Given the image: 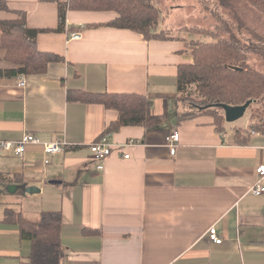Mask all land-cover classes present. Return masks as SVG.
<instances>
[{
  "label": "crops",
  "instance_id": "1",
  "mask_svg": "<svg viewBox=\"0 0 264 264\" xmlns=\"http://www.w3.org/2000/svg\"><path fill=\"white\" fill-rule=\"evenodd\" d=\"M6 1L10 10H0V19L23 11L30 28L59 25L57 0ZM117 17L115 11L69 10L64 32L37 37L40 50L64 62L43 74L0 77V138L30 133L41 142H69L50 156L42 145L30 144L23 156L0 147V176L25 177L23 183L0 181V264H22L31 252L19 228L4 223L7 207L35 222L43 211H62V264H264V194L252 192L256 167L264 163V135L252 131L250 142L240 144L235 129L250 122L231 127L226 120L218 132L209 115L179 121L178 70L193 62V46L178 33L146 40L130 29L87 27ZM72 27H85L80 38H70ZM5 56L0 49L3 70L13 67ZM22 77L25 87L18 85ZM69 90L144 94L153 114L166 120L157 128L123 126L106 134L114 151L100 169L90 144L119 112L69 100ZM173 131L181 136L175 154L167 144ZM128 141L135 144L120 148ZM25 186L40 191L27 193ZM212 226L222 243L210 239Z\"/></svg>",
  "mask_w": 264,
  "mask_h": 264
},
{
  "label": "trees",
  "instance_id": "2",
  "mask_svg": "<svg viewBox=\"0 0 264 264\" xmlns=\"http://www.w3.org/2000/svg\"><path fill=\"white\" fill-rule=\"evenodd\" d=\"M59 25L56 29H37L27 26L26 13H17L16 18L0 19V49L6 51L5 60L10 69H0V77L19 78L20 75L43 74L54 62H64L59 54L42 51L37 46L41 32H64L69 10L115 11L118 17L111 22L87 25L130 29L143 34L146 40L167 39L166 29L160 30V9L153 0H57ZM264 13V0H249ZM0 10L9 11L6 0H0ZM81 31L85 27H72ZM170 30V29H168ZM182 30H190L185 27ZM197 34L212 37L213 41H194L193 62L181 64L178 70L177 100L185 102L187 110L180 112L179 121L195 115H209L214 119L218 132H224L226 116L223 104L238 106L252 100L251 106L262 104L264 109V72L250 67L248 58L252 50L240 40H231L209 29H191ZM193 88V89H192ZM69 100L98 103L119 112L117 121L111 123L105 134L113 133L123 126H144L147 129L160 127L166 116L154 115L153 101L144 94L93 93L69 90ZM252 108V107H251ZM178 116V115H177ZM252 131L264 135V111L260 110L249 123L248 129L235 130V141L247 144ZM0 181L24 182L23 176H0ZM4 223L16 225L22 240L31 244V252L22 264H62L66 249L62 240L63 215L61 210L43 211L39 221H32L22 212L11 207L5 210ZM85 234H97L99 230L85 229Z\"/></svg>",
  "mask_w": 264,
  "mask_h": 264
},
{
  "label": "rangeland",
  "instance_id": "3",
  "mask_svg": "<svg viewBox=\"0 0 264 264\" xmlns=\"http://www.w3.org/2000/svg\"><path fill=\"white\" fill-rule=\"evenodd\" d=\"M153 2L161 12L160 32L166 29L164 31L167 36L178 33V36L191 46L197 40L213 41L209 35L197 34L191 29H209L231 40H240L252 49L247 64L264 72V13L254 7L249 0H153ZM185 27L190 30H182ZM176 101L185 112L186 103ZM261 105L251 106L252 108L247 109L241 118L227 123L231 127L249 123L258 111H264Z\"/></svg>",
  "mask_w": 264,
  "mask_h": 264
},
{
  "label": "built area",
  "instance_id": "4",
  "mask_svg": "<svg viewBox=\"0 0 264 264\" xmlns=\"http://www.w3.org/2000/svg\"><path fill=\"white\" fill-rule=\"evenodd\" d=\"M81 31H74L70 34V38L78 39L81 37ZM19 86L25 87L27 85V81L24 77L19 81ZM180 133L179 131H173L167 137V144L170 148L171 154H175L177 145L180 141ZM30 144L35 145H42L43 151L48 156L59 154L64 152L66 147H68L69 142L66 141L64 138H56L53 141L41 142V140L33 135V134H25L20 139L17 140H5L0 138V147L6 152H14L20 156H23L27 150V147ZM133 141H128L123 147L120 148L124 149V147L134 145ZM90 150L92 152L93 158L99 161L97 164L98 168H104V161L113 154L114 145L110 142L108 135H104L98 141L93 142L90 144ZM122 157H129L128 154H123ZM46 163H49V158H46ZM257 173V181L255 185L252 187V192L257 195L264 194V163L259 164L256 167ZM209 237L215 243H222L223 238L219 235L218 230L215 226H212L209 229ZM174 264V263H171Z\"/></svg>",
  "mask_w": 264,
  "mask_h": 264
},
{
  "label": "water",
  "instance_id": "5",
  "mask_svg": "<svg viewBox=\"0 0 264 264\" xmlns=\"http://www.w3.org/2000/svg\"><path fill=\"white\" fill-rule=\"evenodd\" d=\"M252 102H253L252 100H249L245 104L238 106L223 104L222 108L225 112L226 120L230 122L241 118L245 114L250 104H252ZM51 182H57V181H51ZM14 187L15 185H12L11 189H13ZM24 188L27 193H37L40 191V189L36 186H25Z\"/></svg>",
  "mask_w": 264,
  "mask_h": 264
}]
</instances>
